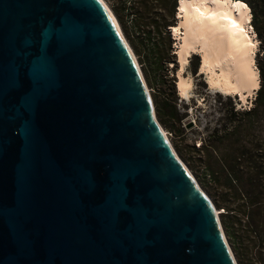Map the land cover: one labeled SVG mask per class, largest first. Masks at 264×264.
<instances>
[{"label": "water", "instance_id": "1", "mask_svg": "<svg viewBox=\"0 0 264 264\" xmlns=\"http://www.w3.org/2000/svg\"><path fill=\"white\" fill-rule=\"evenodd\" d=\"M156 118L102 0H0V264H238Z\"/></svg>", "mask_w": 264, "mask_h": 264}, {"label": "trees", "instance_id": "2", "mask_svg": "<svg viewBox=\"0 0 264 264\" xmlns=\"http://www.w3.org/2000/svg\"><path fill=\"white\" fill-rule=\"evenodd\" d=\"M150 1L153 2L137 0L145 10ZM154 1L168 4L167 0ZM241 1H247L254 9L264 3V0ZM114 2L115 14L127 37L131 38L125 19L129 17H132V26L139 28L137 32L144 33L137 22L136 6L132 2L128 4V0ZM175 5L176 0H173L167 6L171 16ZM163 20L157 23L158 27L172 25ZM131 42L136 49L133 39ZM254 103L253 107L242 111L231 108L224 123L214 126L198 144L191 145L193 153L187 159L199 183L224 210L220 220L238 264H264V85L257 90ZM161 108L155 101L156 114L163 122ZM237 114H241L242 119H235ZM254 128L257 133L252 131Z\"/></svg>", "mask_w": 264, "mask_h": 264}, {"label": "rangeland", "instance_id": "3", "mask_svg": "<svg viewBox=\"0 0 264 264\" xmlns=\"http://www.w3.org/2000/svg\"><path fill=\"white\" fill-rule=\"evenodd\" d=\"M128 1V4L132 2L138 9L137 22L140 23V30L144 29L145 32H137L139 28L132 26L133 22L130 20L132 17H129L125 19H127V25L129 31H131V38L129 39L123 31L124 35L132 46V49L134 47L131 39H133L134 46H136V49L134 48L133 51L136 54L146 83L149 86L154 106L155 101H158L162 106L161 114L163 122L157 116L158 121L167 131L177 154L190 169L199 183L198 178L190 167V161L187 160L189 158L188 156L193 153L191 145L193 143L198 144L214 126H220L224 123L230 115L231 108H233V110L242 111L253 107L258 89L253 96L248 97L245 102L246 104H243L240 101V97L236 95L209 93L207 85L204 82L206 81L204 76H199L198 73L197 75L196 73H193L195 81V97L191 101L182 100L177 91V74L175 73L177 69L175 64L173 65L175 61L172 57L173 52L175 51V40L171 35L172 32H167L177 21L176 13H173V16H171L167 7L171 4V1L173 2V0H167V6L158 4L154 0L153 2L150 1L146 10L141 2H137V0ZM106 2L115 13L116 4L114 0H106ZM246 3L249 6L252 15L250 25L252 26L253 31L251 30V33H254L253 37L256 40L254 66L258 70L261 86L264 85V3L261 2L259 5L257 4L255 9L247 1ZM163 18L169 21L172 25H167L166 28L163 29L158 27L157 23L163 22ZM147 31L149 33H147ZM139 33L141 34L138 35ZM260 42H262V45ZM193 62L199 63V60L194 58V55L191 64ZM189 70H191L190 65ZM198 98L205 100L203 101L202 106H199L198 103H196ZM234 118L237 120L242 119V115L237 114ZM252 131L254 133L258 132L257 128H254ZM260 132L261 131H259V133ZM262 134L264 135V130L262 131ZM200 186L206 194H208L201 184ZM208 196L211 198L214 205L218 207L215 204L213 197L209 194ZM218 208L220 211L219 216L221 218V213L224 210L223 208Z\"/></svg>", "mask_w": 264, "mask_h": 264}, {"label": "bare ground", "instance_id": "4", "mask_svg": "<svg viewBox=\"0 0 264 264\" xmlns=\"http://www.w3.org/2000/svg\"><path fill=\"white\" fill-rule=\"evenodd\" d=\"M102 1L112 14L142 72L117 16L106 0ZM175 13L177 21L170 29L175 40L173 54L177 64L178 95L185 101L194 99V74L189 70V65L193 55H199L198 75L206 79L203 81L208 92L236 95L245 104L248 97L253 96L260 87L259 73L254 66L256 40L253 37L254 33H251L252 26L249 25L252 15L247 3L241 0H177ZM142 75L144 76L143 72ZM146 88L152 99L147 83ZM203 101L205 100L198 98L196 103L202 106ZM156 120L174 154L182 161L167 131L157 118ZM182 163L198 183L190 169L183 161ZM209 199L220 222L219 208L210 197ZM221 231L226 244L229 245L223 229Z\"/></svg>", "mask_w": 264, "mask_h": 264}, {"label": "flooded vegetation", "instance_id": "5", "mask_svg": "<svg viewBox=\"0 0 264 264\" xmlns=\"http://www.w3.org/2000/svg\"><path fill=\"white\" fill-rule=\"evenodd\" d=\"M170 28H171V27H170ZM170 28H169V31L172 32ZM171 35H172V34H171ZM174 52H175V51H174ZM174 52H173V53H174ZM172 57H173L174 61H176V57H175L174 54L172 55ZM194 58H197V59L199 60L198 55H194ZM192 60H193V58L191 59V62H192ZM174 64H176V63H173V65H174ZM173 65H172V66H173ZM175 66H176V69H177V64H176ZM198 66H199V63H198V62H193L192 64L190 63V68H191L190 71H191L192 73H194V74L196 73V75H197V73H198ZM176 72H177V70H176ZM176 72H175V73H176ZM175 76H176V75H175ZM176 82H177V81H176Z\"/></svg>", "mask_w": 264, "mask_h": 264}]
</instances>
